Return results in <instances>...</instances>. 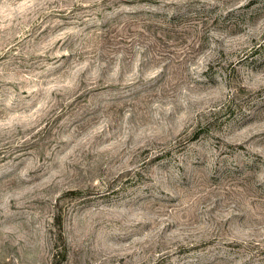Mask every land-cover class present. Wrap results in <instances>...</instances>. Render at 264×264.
I'll return each instance as SVG.
<instances>
[{
	"label": "rangeland",
	"instance_id": "1",
	"mask_svg": "<svg viewBox=\"0 0 264 264\" xmlns=\"http://www.w3.org/2000/svg\"><path fill=\"white\" fill-rule=\"evenodd\" d=\"M264 264V0H0V264Z\"/></svg>",
	"mask_w": 264,
	"mask_h": 264
},
{
	"label": "trees",
	"instance_id": "2",
	"mask_svg": "<svg viewBox=\"0 0 264 264\" xmlns=\"http://www.w3.org/2000/svg\"><path fill=\"white\" fill-rule=\"evenodd\" d=\"M54 264H58V262H54Z\"/></svg>",
	"mask_w": 264,
	"mask_h": 264
}]
</instances>
